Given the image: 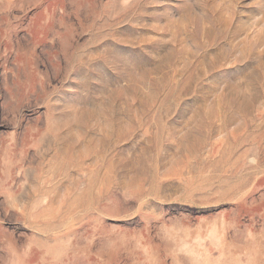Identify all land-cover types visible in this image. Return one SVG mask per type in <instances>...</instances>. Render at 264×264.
<instances>
[{"label":"rangeland","instance_id":"obj_1","mask_svg":"<svg viewBox=\"0 0 264 264\" xmlns=\"http://www.w3.org/2000/svg\"><path fill=\"white\" fill-rule=\"evenodd\" d=\"M0 264H264V0H0Z\"/></svg>","mask_w":264,"mask_h":264}]
</instances>
